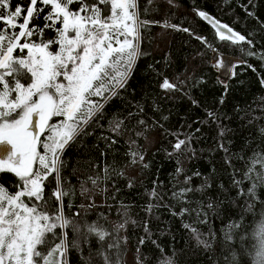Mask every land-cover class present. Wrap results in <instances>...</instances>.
I'll return each mask as SVG.
<instances>
[{
	"label": "trees",
	"instance_id": "trees-1",
	"mask_svg": "<svg viewBox=\"0 0 264 264\" xmlns=\"http://www.w3.org/2000/svg\"><path fill=\"white\" fill-rule=\"evenodd\" d=\"M65 6L110 10L107 0ZM133 11L129 67L92 97L51 169H36L38 197L23 199L46 221L31 264H264V0H134ZM61 30L50 0H0L1 42L54 53ZM211 50L242 60L224 83ZM24 54L15 47L0 69V127L23 117ZM22 179L0 169L9 194Z\"/></svg>",
	"mask_w": 264,
	"mask_h": 264
},
{
	"label": "rangeland",
	"instance_id": "rangeland-1",
	"mask_svg": "<svg viewBox=\"0 0 264 264\" xmlns=\"http://www.w3.org/2000/svg\"><path fill=\"white\" fill-rule=\"evenodd\" d=\"M107 1L109 14L93 17L85 10L68 12L65 0H50L53 11L62 19L59 46L54 53L40 45L20 46L19 37L0 40V69L7 66L12 50L18 47L24 49L21 63L31 75L30 83L18 90L16 98L15 104L22 107V119L0 127V139H9L17 150L28 152L23 166L0 163V169L23 178L13 194L0 188V264H31L33 246L46 224L43 215L23 203L24 197L37 198L40 193L41 174L36 169H51L49 163L57 151L95 111L89 113L97 103L92 97L102 95L105 82L112 84L129 67L138 22L134 0ZM110 68L112 74L108 75ZM42 106L45 112L39 116L37 136L30 144L31 134L25 131L28 114ZM51 117L58 125L49 124ZM56 163L57 159L54 168Z\"/></svg>",
	"mask_w": 264,
	"mask_h": 264
},
{
	"label": "water",
	"instance_id": "water-1",
	"mask_svg": "<svg viewBox=\"0 0 264 264\" xmlns=\"http://www.w3.org/2000/svg\"><path fill=\"white\" fill-rule=\"evenodd\" d=\"M200 18L208 24L217 35L225 37L230 40H240L237 34H235L231 29H229L226 25L218 22L213 17L203 13L200 15ZM45 112V107L42 106L40 108L34 109L30 111L28 114V121L25 127V131L31 134V139L33 140L37 134V123L39 120V116H41ZM23 152L17 150L12 141L6 138L0 139V163H5L10 166H21V155Z\"/></svg>",
	"mask_w": 264,
	"mask_h": 264
},
{
	"label": "built area",
	"instance_id": "built-area-1",
	"mask_svg": "<svg viewBox=\"0 0 264 264\" xmlns=\"http://www.w3.org/2000/svg\"><path fill=\"white\" fill-rule=\"evenodd\" d=\"M227 60L229 63H232L230 65L229 71H222V60ZM210 64L213 66L217 79L224 83L230 76L231 69L234 65L242 64L241 58H238L233 55L229 54H223L216 50H211L210 52Z\"/></svg>",
	"mask_w": 264,
	"mask_h": 264
},
{
	"label": "flooded vegetation",
	"instance_id": "flooded-vegetation-1",
	"mask_svg": "<svg viewBox=\"0 0 264 264\" xmlns=\"http://www.w3.org/2000/svg\"><path fill=\"white\" fill-rule=\"evenodd\" d=\"M36 136H37V134H36ZM36 136L34 137V139L32 140V139H30V144L33 142V141H35V139H36ZM32 138V137H31ZM20 152H23V154L21 155V166H23V165H25V159H26V157L28 156V152H24V151H20ZM23 160V161H22Z\"/></svg>",
	"mask_w": 264,
	"mask_h": 264
},
{
	"label": "bare ground",
	"instance_id": "bare-ground-1",
	"mask_svg": "<svg viewBox=\"0 0 264 264\" xmlns=\"http://www.w3.org/2000/svg\"><path fill=\"white\" fill-rule=\"evenodd\" d=\"M222 69H224V70H228L229 69V67H230V65H232V63H229L227 60H222Z\"/></svg>",
	"mask_w": 264,
	"mask_h": 264
}]
</instances>
